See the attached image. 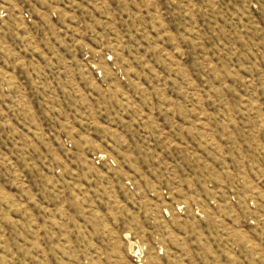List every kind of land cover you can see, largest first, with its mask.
Wrapping results in <instances>:
<instances>
[{
  "label": "rangeland",
  "instance_id": "rangeland-1",
  "mask_svg": "<svg viewBox=\"0 0 264 264\" xmlns=\"http://www.w3.org/2000/svg\"><path fill=\"white\" fill-rule=\"evenodd\" d=\"M0 264H264V0H0Z\"/></svg>",
  "mask_w": 264,
  "mask_h": 264
}]
</instances>
